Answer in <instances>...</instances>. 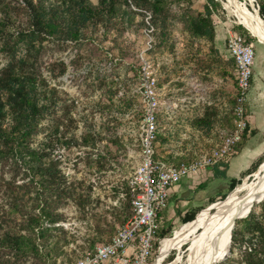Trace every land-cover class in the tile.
Wrapping results in <instances>:
<instances>
[{
	"label": "trees",
	"instance_id": "16d2710c",
	"mask_svg": "<svg viewBox=\"0 0 264 264\" xmlns=\"http://www.w3.org/2000/svg\"><path fill=\"white\" fill-rule=\"evenodd\" d=\"M206 1L204 12L186 14L181 19L192 37L213 42L216 32L212 13L222 8V3ZM256 4L264 21V0H256ZM136 15L141 17V24L151 22L150 25L158 26L167 37L172 15L167 0H0V51L7 57V63L0 70V264H17L29 258L45 264L52 257L45 247L60 250L75 240L74 236L68 238L63 225H57L67 219L61 209L77 196V205L86 216V207L93 202L90 192L77 193V184L69 180L62 158L55 150L59 144L96 147L102 136L90 127L85 128L80 138L77 136L78 122L72 113L75 100L51 85L43 74V58L49 43H54L58 50H66L71 44L92 39L100 30L107 34L122 20L133 21ZM238 26L240 31H245L247 41H251V33L243 25ZM239 30L236 31L240 33ZM51 68L53 77L58 79L67 72L68 65L63 60L55 61ZM110 92L109 104L98 103L100 109L116 105L117 91ZM210 110L214 109L208 108L203 117L195 120L196 126L214 124ZM49 118L53 128L34 145L37 135L45 129L43 121ZM118 142V139L112 141ZM114 157L111 151L99 152L100 167ZM241 182L242 179H231L229 191ZM114 190L117 194L121 190L127 192L124 225L133 214L127 180ZM214 202L216 199L211 200ZM261 207L260 214L252 210L242 219L243 229L233 230L232 245H245L242 259L229 257L222 264L239 261L264 264V200ZM202 211L203 208H197L188 212L182 223L198 219ZM170 231L161 236L166 237ZM52 237L56 239L51 245ZM97 245V238L90 240V249ZM157 250L158 245L154 252ZM174 256L175 251L169 259Z\"/></svg>",
	"mask_w": 264,
	"mask_h": 264
},
{
	"label": "rangeland",
	"instance_id": "374dc122",
	"mask_svg": "<svg viewBox=\"0 0 264 264\" xmlns=\"http://www.w3.org/2000/svg\"><path fill=\"white\" fill-rule=\"evenodd\" d=\"M219 1L222 3V8L214 9L212 13L215 29L223 26L225 29L228 27V30L236 31L239 30L238 25H243L253 36L252 41L255 43L256 57L253 70L261 69L264 66L261 51L264 41L247 26L248 20L242 10L246 7L253 17L259 15L256 10L258 8L256 0H237V4L233 5H229L228 0ZM167 2L172 14L167 37L161 34L158 26L150 25L151 22L146 21L147 18L146 25L141 24V17L136 15L133 21L122 20L107 34L100 30L92 39L71 44L66 50H58L54 43H49V50L43 58V74L51 85L59 87L75 100L76 105L72 113L78 122L77 136L80 138L85 128L90 127L93 132L100 133L102 139L97 142L96 147L80 145L67 147L60 144L56 147L55 153L62 158L64 172L69 180L77 184V193L90 192L93 202L86 207V216L82 215L77 205L75 200L77 196L61 209L66 213L67 219L60 223L68 231V238L72 239L74 236L75 240H71L70 244L60 250L58 247H45L44 249L51 251L52 254L51 259L45 264H71L85 250L91 248V239L97 238L98 244L104 243L122 225L124 202L127 196H122V190L117 194L114 187L126 181L124 179L134 171L140 160L139 127L144 117L140 86L143 82L142 75L147 66L146 62L151 66L149 69L157 75L165 73L168 67L180 74L185 73V83L191 77H197L204 83L212 82L213 77H209L208 74L214 67L220 72L219 65L230 66L234 72L233 81L227 80L224 72H220L222 77H218L222 80L221 96L226 99L235 89V60L231 58L228 64H224V61L213 58L212 55L216 52L212 50L211 42L206 38L192 37L181 19L186 14L194 15L204 12L207 1L167 0ZM240 33L246 37L244 30ZM22 53L23 50H20L19 54ZM61 60L68 65L67 72L55 79L51 64ZM6 63L7 57L0 51V70ZM184 71H190V76ZM111 89L117 91L114 95L116 105L100 109L98 103L109 104ZM222 111L223 117H226L225 123H229L232 118L231 113L224 115L225 111ZM193 124L196 125L194 121ZM42 125L45 129L37 135L34 145L42 141L46 133L53 128L50 118L43 121ZM253 134L254 132L251 131L244 140ZM116 139L119 140L118 144L112 143ZM101 151L103 153L111 151L115 155L104 167H100L98 163V153ZM262 160L260 164L264 166V156ZM260 176L261 173L258 176L252 175L250 180L247 176L243 177L236 189L242 185L246 190ZM232 191L225 190V193L229 194ZM227 198L228 196L224 199L221 196L214 204L210 202L205 205L199 218L205 214L216 213L217 205ZM261 202L256 203L252 209L257 214H260L262 210ZM243 218L236 220L233 230L245 227ZM183 225L184 223H180L174 229L171 227L160 229V235L172 230L165 238L172 237ZM196 233L192 232L187 239L178 242L167 253L163 254L161 246L158 247L159 251L153 254L152 264H188V247ZM232 236L228 255L215 264H222L229 257L242 259L245 245L233 246ZM55 239L56 237H52L51 245L54 244ZM53 249L58 252L55 253ZM173 251L175 256L170 260L169 256ZM17 264L38 263L34 258H29ZM237 264L244 263L239 261Z\"/></svg>",
	"mask_w": 264,
	"mask_h": 264
},
{
	"label": "built area",
	"instance_id": "2783aa9c",
	"mask_svg": "<svg viewBox=\"0 0 264 264\" xmlns=\"http://www.w3.org/2000/svg\"><path fill=\"white\" fill-rule=\"evenodd\" d=\"M227 48L234 58L236 86L231 96L217 102L213 94L221 87V79L204 83L197 77L187 82L190 98L205 106H223L232 115L233 127L217 129V138L199 144L190 159L179 163L157 158V112L161 109L158 75L148 65L143 71L140 92L144 117L139 127L140 160L127 180L131 192L133 214L117 228L108 242L87 249L71 264H152L155 248L165 237L160 235L159 213L168 205L171 188L186 176L199 175L205 169L227 160L237 153V146L251 127L247 101L252 87L255 65V43L238 31L229 30ZM204 109V108H203ZM122 196H127L123 191ZM62 225V223H57ZM159 251V250H158Z\"/></svg>",
	"mask_w": 264,
	"mask_h": 264
},
{
	"label": "crops",
	"instance_id": "0c3cea01",
	"mask_svg": "<svg viewBox=\"0 0 264 264\" xmlns=\"http://www.w3.org/2000/svg\"><path fill=\"white\" fill-rule=\"evenodd\" d=\"M215 31V40L213 42L209 40L212 50L216 52L212 56L224 61V64H228L231 58L234 59L227 48L228 27L225 29L223 26H219L216 27ZM261 51L264 57V46H262ZM219 70L226 74L227 80L233 81L234 72L230 66L219 65ZM220 72L214 67L208 76L213 77V80L216 81L218 77H222ZM187 73L190 76L191 72L188 71ZM185 79V73L180 74L171 67H168L165 73L158 74L161 109L157 112L156 157L158 159L165 157L176 163L190 159L197 145H209L206 143L207 139L217 138L218 128L231 129L233 127L232 118L229 123H225L224 118L226 117H223L222 110L225 111L224 115L228 112L222 108L223 106L203 107L198 101L190 98ZM213 96L217 102L225 99L221 96V88L214 92ZM210 107L214 109L210 110L214 114L212 115L214 124L212 126L194 125L193 121L203 117ZM247 111L250 127L254 134L245 140L243 139L244 141L242 140L238 145L237 153L227 160L205 169L199 175L186 176L171 188L168 205L160 212V229H168L169 227L174 229L182 223L183 217L188 212L203 208L212 199H218L226 194L225 190H230L231 179H242L251 175L255 165L263 159L264 66L261 69H254ZM259 135H261L260 138H256ZM254 138L255 140L252 141Z\"/></svg>",
	"mask_w": 264,
	"mask_h": 264
},
{
	"label": "bare ground",
	"instance_id": "6f19581e",
	"mask_svg": "<svg viewBox=\"0 0 264 264\" xmlns=\"http://www.w3.org/2000/svg\"><path fill=\"white\" fill-rule=\"evenodd\" d=\"M229 5L237 4V0H228ZM248 21L247 26L264 41V21L260 15L253 17L249 10L242 8ZM258 11V9L256 8ZM259 14V13H258ZM260 178L246 190L244 186L229 193L221 202L216 213L185 223L172 237L161 243L162 252H169L178 242L184 241L192 232H197L191 239L187 251L188 264H215L224 259L229 251L234 224L237 219L246 217L256 203L264 199V166L254 172ZM250 180V179H248ZM246 182V181H245ZM258 196V199L254 197Z\"/></svg>",
	"mask_w": 264,
	"mask_h": 264
},
{
	"label": "water",
	"instance_id": "95a60500",
	"mask_svg": "<svg viewBox=\"0 0 264 264\" xmlns=\"http://www.w3.org/2000/svg\"><path fill=\"white\" fill-rule=\"evenodd\" d=\"M257 9H258V13H259V8H257ZM259 15H260V13H259ZM260 16H261V15H260ZM262 20H263V19H262ZM261 164H262V163H261ZM261 164H259V166L257 167L258 169L260 168ZM252 175H254V172H253L251 175L247 176V179H249ZM236 187H237V186H236ZM236 187H235V188H236ZM235 188H234V189H235ZM234 189H233V190H234ZM228 195H229V194H228ZM228 195H227V196H228ZM254 199H255V200L258 199V196L254 197ZM263 200H264V199H263ZM213 204H214V203H213ZM211 208H213V207H211ZM244 217H245V216H244ZM241 218H243V217H241ZM189 222H190V221H189ZM186 223H188V222H186ZM235 223H236V222H235ZM234 225H235V224H234Z\"/></svg>",
	"mask_w": 264,
	"mask_h": 264
}]
</instances>
